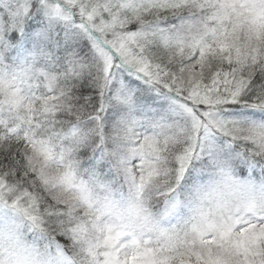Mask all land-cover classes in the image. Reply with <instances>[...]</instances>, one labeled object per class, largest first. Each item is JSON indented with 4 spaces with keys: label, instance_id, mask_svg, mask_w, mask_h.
<instances>
[{
    "label": "snow or ice",
    "instance_id": "1",
    "mask_svg": "<svg viewBox=\"0 0 264 264\" xmlns=\"http://www.w3.org/2000/svg\"><path fill=\"white\" fill-rule=\"evenodd\" d=\"M0 264H264V0H0Z\"/></svg>",
    "mask_w": 264,
    "mask_h": 264
}]
</instances>
